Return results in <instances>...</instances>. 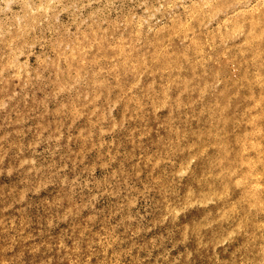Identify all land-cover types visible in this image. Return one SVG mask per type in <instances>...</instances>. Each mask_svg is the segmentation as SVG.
<instances>
[{"label": "rangeland", "instance_id": "1", "mask_svg": "<svg viewBox=\"0 0 264 264\" xmlns=\"http://www.w3.org/2000/svg\"><path fill=\"white\" fill-rule=\"evenodd\" d=\"M0 264H264V0H0Z\"/></svg>", "mask_w": 264, "mask_h": 264}, {"label": "bare ground", "instance_id": "2", "mask_svg": "<svg viewBox=\"0 0 264 264\" xmlns=\"http://www.w3.org/2000/svg\"><path fill=\"white\" fill-rule=\"evenodd\" d=\"M159 47V46H158ZM154 50V52L155 53H157V55H158V61L160 62V64H161V66L163 67V66H170V61L169 60H171L170 58H168L169 56L168 55H170V53L168 54V52L167 51H164V50H162V47H159V48H153ZM163 52H166L165 54H168V55H164L163 54ZM168 56V57H167ZM217 107H218V105H217ZM221 108V107H220ZM230 152V151H229ZM230 154V153H229ZM232 154V153H231Z\"/></svg>", "mask_w": 264, "mask_h": 264}]
</instances>
